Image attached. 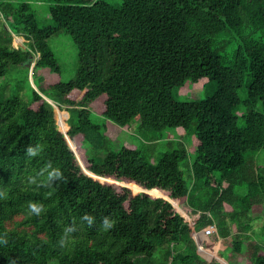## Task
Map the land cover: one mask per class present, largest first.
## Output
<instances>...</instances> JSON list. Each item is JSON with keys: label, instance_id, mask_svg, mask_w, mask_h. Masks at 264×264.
I'll use <instances>...</instances> for the list:
<instances>
[{"label": "trees", "instance_id": "1", "mask_svg": "<svg viewBox=\"0 0 264 264\" xmlns=\"http://www.w3.org/2000/svg\"><path fill=\"white\" fill-rule=\"evenodd\" d=\"M48 1L47 26L28 2L0 3L8 29L0 33V77L24 67L38 82L28 100L0 88V264H192L191 236L213 222L237 261L221 259L264 264V218L256 227L251 212L264 208V0ZM60 33L77 50L67 82L58 81L48 43ZM15 35L26 49L12 47ZM44 69L53 75L46 86L36 75ZM186 82H213L215 90L202 101H177L173 90ZM96 101L101 118L120 128L136 123L159 135L155 141L166 130L192 129V162L180 142L155 164L130 147L112 152L105 120L97 123L89 108ZM29 145L39 146L37 156L26 155ZM49 164L62 172L51 184L47 172L38 175ZM29 202L42 212L30 213ZM185 203L201 213L194 224L176 211ZM85 213L93 225L81 220ZM104 216L115 221L112 229L102 227ZM69 225L76 231L61 247Z\"/></svg>", "mask_w": 264, "mask_h": 264}, {"label": "rangeland", "instance_id": "2", "mask_svg": "<svg viewBox=\"0 0 264 264\" xmlns=\"http://www.w3.org/2000/svg\"><path fill=\"white\" fill-rule=\"evenodd\" d=\"M2 1H11V2H28L33 7V11L35 12L36 19L42 26L50 25V19L47 12V8L49 5L48 0H0V3ZM110 5L114 7H119L121 5V0H104ZM7 25L4 22L3 18L0 15V33L3 31H6ZM48 43L58 61L59 67H60V73H59V80L62 82H67L71 79H73L76 75L77 67H78V61H77V50L72 42L71 38L64 34L60 33L58 35H54L49 38ZM26 41L22 38V36H13L12 40V47L13 48H22L26 49ZM37 55H33L31 66L34 65V62L37 59ZM46 69L37 71L36 75L37 77H41L44 79V82L42 83L43 86H46L48 83H50L49 76L53 77V75L50 73L49 76L47 73H44ZM37 78L32 79V70L29 69L26 71L24 67H9L8 72L5 76L0 77V88L2 89V92H4V95L6 97L18 95L20 98L24 100H28L30 95V88H36L38 87L37 84ZM215 90V83H207V84H192L190 82H186L183 87L174 89L173 90V98L177 101H202L212 95V93ZM239 96L241 98L245 97V88L242 87L239 90ZM83 93H73L71 95V98L74 101H78ZM48 103L51 105L53 104L52 101H50L48 98L46 99ZM99 105L100 102L96 101L92 103L89 108L90 110L97 115L99 111ZM241 109V108H239ZM57 107H54V113H55V119L56 123L58 125L57 120ZM60 111V110H59ZM61 112H64L62 110ZM238 114L241 113V110L237 111ZM66 120L69 121V113L66 114ZM98 118H93V120H96L97 123H102L100 120H105L101 118L99 115H97ZM65 120V122H66ZM66 124V123H65ZM68 124V123H67ZM66 124V125H67ZM106 130L105 134L108 137L109 141V148L112 152H117L121 149V147L126 146L133 149H137L142 153V156L150 163L155 164L156 161L161 157V155L165 152H169L175 148L176 142L182 143V145L185 146V148L188 151L189 161L192 162L195 150H194V142L191 141L190 143V136L192 133V129H189L188 131H184L183 129H176V130H166L162 132L163 140L161 141H155L159 135H156L152 132L141 130L138 131L136 129V123H132L129 126H125L124 128H120L116 126L115 124L111 123L110 121L105 120ZM68 126V125H67ZM58 129L60 128L59 125L57 126ZM61 129V128H60ZM59 129V130H60ZM137 130V131H136ZM167 141L172 142L171 144H166ZM79 143V141H78ZM264 154V151H261ZM101 157L103 155H100ZM77 160L81 164V167L86 166V158L84 156V151L81 150L79 153L77 152ZM261 163L264 164V158L261 161ZM185 165V164H184ZM183 170V178L187 182V185L189 188L192 186V179L190 178V173L187 171V168L184 166ZM116 180L109 179L106 180L107 184H112L116 187V189L123 188L125 186V183L122 181H118L120 183H116ZM105 182V181H102ZM205 195L201 196V200L205 201ZM255 215H260V218L264 217V209L261 207H254L253 211ZM262 224V220L259 219L255 222L256 227H259ZM194 240L198 241L199 239L207 240L209 242H213L215 240L214 235L211 236H205L203 234V230H197L194 233L193 236ZM196 241H194V246H188L185 255L191 256L193 258V263L196 264V262H204L207 263L212 259H216L217 264L223 263L228 264V262L224 259H226V254L229 249H225L230 247L231 243L226 241L223 243L222 247L218 244H212L211 245H205V249H201L198 247ZM164 248V246L161 247V249ZM225 249V250H224ZM160 255V253L157 251L155 256ZM221 255L223 256V260L221 262ZM158 258V257H157ZM231 262H233L231 260Z\"/></svg>", "mask_w": 264, "mask_h": 264}, {"label": "clouds", "instance_id": "3", "mask_svg": "<svg viewBox=\"0 0 264 264\" xmlns=\"http://www.w3.org/2000/svg\"><path fill=\"white\" fill-rule=\"evenodd\" d=\"M39 151H40L39 146L29 145L26 149V155L29 157H35L39 154ZM48 169H51V170H48ZM44 172H47V181L49 184H51V182H53L55 180L62 178V172L58 168H51L50 164L46 165L44 169H41V172L38 175H43ZM32 179H34V178H32ZM28 209H29L30 213L35 214V215H39L43 210V206L37 202H29ZM81 220L83 222H86L87 225L91 226V225H93V223L95 221V217L88 214V213H85L81 217ZM114 223H115V221L112 218H110L109 216H104L103 220H102V227L105 230H110L113 228ZM74 231H76V228L74 225L66 226L63 230V235L58 240V244L61 247H64L66 245L68 235L73 233ZM3 242L4 241L0 240V243H3Z\"/></svg>", "mask_w": 264, "mask_h": 264}, {"label": "crops", "instance_id": "4", "mask_svg": "<svg viewBox=\"0 0 264 264\" xmlns=\"http://www.w3.org/2000/svg\"><path fill=\"white\" fill-rule=\"evenodd\" d=\"M262 208V207H261ZM224 209H225V211L226 212H231V208L229 207V206H224ZM264 209V208H263ZM176 211L179 213V214H181V215H183L186 219H187V221L189 222V223H191V224H194V222H195V220H197L199 217H200V215H201V213L199 212V211H194L191 207H189L186 203L185 204H182V205H180V206H178L177 208H176ZM254 208L252 209V216L253 217H257V218H259L260 219V215H255V214H253L254 212ZM208 217H210V215H208ZM264 218V217H263ZM263 218H261V220L263 221ZM213 225H214V227H216V224H215V222H213L212 223ZM206 228V227H205ZM204 228V229H205ZM232 234H235V227L234 226H232ZM204 235H205V233H204ZM213 235H216V240H214L213 242H212V244L214 243V244H220L221 245V247H222V245H223V243L225 242V240L226 241H228V242H230V239L228 238V239H221V238H219V236H217V231H216V228H215V232H214V234ZM194 236V235H193ZM193 236H191V239L193 240V241H196V240H194V238H193ZM206 236V235H205ZM211 236V235H210ZM196 243H197V245H198V247L199 248H201V249H205V245H211V242H209V241H207V240H202V239H199L198 241H196ZM231 243V242H230ZM171 245H173V244H171ZM230 247H231V245H230ZM230 247H228L227 246V248L225 247V249H229ZM224 249V250H225ZM227 255V257L229 258V259H231L232 261H233V263L234 262H236L237 261V259L234 257H232V256H230V254H229V252L227 251V253H226ZM222 260L223 259H221V262H222ZM223 264V263H222ZM240 264H249V262H244V261H242V262H240Z\"/></svg>", "mask_w": 264, "mask_h": 264}, {"label": "built area", "instance_id": "5", "mask_svg": "<svg viewBox=\"0 0 264 264\" xmlns=\"http://www.w3.org/2000/svg\"><path fill=\"white\" fill-rule=\"evenodd\" d=\"M214 232H215L214 225H209L208 227H206L204 229V233H205L206 236H210V235L214 234Z\"/></svg>", "mask_w": 264, "mask_h": 264}]
</instances>
